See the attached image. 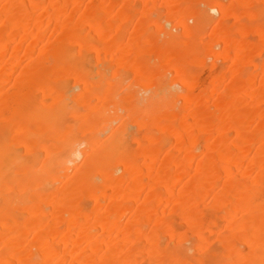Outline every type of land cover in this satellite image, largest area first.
<instances>
[{"label":"bare ground","instance_id":"bare-ground-1","mask_svg":"<svg viewBox=\"0 0 264 264\" xmlns=\"http://www.w3.org/2000/svg\"><path fill=\"white\" fill-rule=\"evenodd\" d=\"M0 264H264V0H0Z\"/></svg>","mask_w":264,"mask_h":264},{"label":"rangeland","instance_id":"rangeland-1","mask_svg":"<svg viewBox=\"0 0 264 264\" xmlns=\"http://www.w3.org/2000/svg\"><path fill=\"white\" fill-rule=\"evenodd\" d=\"M205 69H206V70H205V73H206V71H207V69H208V68H205ZM209 69H210V68H209ZM202 71H203V70H202ZM208 72H209V71H207V73H208ZM205 73H204V72H202V74H203V75H201V76H204V74H205ZM209 74H210V72H209ZM209 74H207V76H206V74H205V76H206V77H208V76H209ZM205 76H204V77H205ZM203 79H204V78H203ZM205 79H208V78H205Z\"/></svg>","mask_w":264,"mask_h":264}]
</instances>
